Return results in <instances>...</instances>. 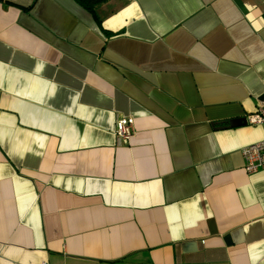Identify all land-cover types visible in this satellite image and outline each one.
<instances>
[{
  "label": "crops",
  "instance_id": "1",
  "mask_svg": "<svg viewBox=\"0 0 264 264\" xmlns=\"http://www.w3.org/2000/svg\"><path fill=\"white\" fill-rule=\"evenodd\" d=\"M263 98L264 0H0V264H264Z\"/></svg>",
  "mask_w": 264,
  "mask_h": 264
},
{
  "label": "built area",
  "instance_id": "2",
  "mask_svg": "<svg viewBox=\"0 0 264 264\" xmlns=\"http://www.w3.org/2000/svg\"><path fill=\"white\" fill-rule=\"evenodd\" d=\"M246 123L250 126H262L264 128V98L257 102L255 113L248 115ZM115 137L119 141H129L135 135L133 119L120 117L115 123ZM244 160V170L248 174H254L264 170V139L241 149Z\"/></svg>",
  "mask_w": 264,
  "mask_h": 264
},
{
  "label": "trees",
  "instance_id": "3",
  "mask_svg": "<svg viewBox=\"0 0 264 264\" xmlns=\"http://www.w3.org/2000/svg\"><path fill=\"white\" fill-rule=\"evenodd\" d=\"M79 6L94 15L96 6L103 4L107 0H74Z\"/></svg>",
  "mask_w": 264,
  "mask_h": 264
},
{
  "label": "water",
  "instance_id": "4",
  "mask_svg": "<svg viewBox=\"0 0 264 264\" xmlns=\"http://www.w3.org/2000/svg\"><path fill=\"white\" fill-rule=\"evenodd\" d=\"M228 124L231 127H237L241 125H246V120L244 118H239V119L231 120Z\"/></svg>",
  "mask_w": 264,
  "mask_h": 264
}]
</instances>
